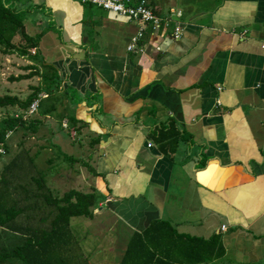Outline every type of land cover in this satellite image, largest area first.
<instances>
[{
	"label": "crops",
	"instance_id": "obj_1",
	"mask_svg": "<svg viewBox=\"0 0 264 264\" xmlns=\"http://www.w3.org/2000/svg\"><path fill=\"white\" fill-rule=\"evenodd\" d=\"M171 1L147 0L160 15ZM181 1L178 40L174 23L153 32L81 0H33L38 16L25 21L39 59L17 83L45 97L37 132L9 133L8 147L24 137L34 154L55 149L70 167L50 180L94 193L81 218L104 245L82 255L88 264H120L155 221L194 239H181V264H264V0Z\"/></svg>",
	"mask_w": 264,
	"mask_h": 264
},
{
	"label": "trees",
	"instance_id": "obj_2",
	"mask_svg": "<svg viewBox=\"0 0 264 264\" xmlns=\"http://www.w3.org/2000/svg\"><path fill=\"white\" fill-rule=\"evenodd\" d=\"M18 1L0 0V47L4 55L16 54L34 62L39 59L36 50L40 35L32 36L26 32L24 24L28 10L17 9L15 4ZM20 30L21 42L17 44L15 41ZM31 50H35L33 55ZM27 69L31 70L27 75L10 79L20 81L35 76V67L30 65ZM42 78L54 85L57 82L56 78L50 79L43 74ZM39 91V87H32V92L23 100L15 95H0V107L16 106L15 112H25L38 98ZM33 117L30 115L24 119L22 115L15 114L0 122L1 156L8 153L9 133L19 129L26 134L37 132V121ZM16 160L14 157L0 171V264H88L75 243L70 222L73 218L93 216L96 203L94 193L72 189L61 196H55L48 188L45 177H40V174L38 177L30 176L31 186L25 188L18 183V176L14 172ZM33 184L36 189L32 187ZM42 208L47 209V214L51 216L45 228L18 220L24 215L29 221L32 215L26 212L36 214ZM46 220L47 217H38L41 223ZM181 239L194 240L182 236L165 221H155L144 232L133 234L120 264H181L180 258L175 256L181 252Z\"/></svg>",
	"mask_w": 264,
	"mask_h": 264
},
{
	"label": "rangeland",
	"instance_id": "obj_3",
	"mask_svg": "<svg viewBox=\"0 0 264 264\" xmlns=\"http://www.w3.org/2000/svg\"><path fill=\"white\" fill-rule=\"evenodd\" d=\"M185 1H188V0H184V2ZM204 1L213 2L216 0H204ZM181 3H182L181 0H173L169 3L168 7L171 6V7H174V9H178V8H181ZM15 5L17 6V9L21 8L23 10H28V13L26 14L27 16H25L26 19L31 18V17L35 18V15L38 16V13H36L37 11L35 10L34 4H33V0H19L18 4H15ZM166 6L167 5H163L162 8H164L165 10V8H167ZM185 12H189V10L185 9ZM43 13H46V10H44ZM40 15L43 17L42 14ZM43 23L47 26L48 19L44 17ZM27 27H29V25H27ZM20 42H21V30L18 31L17 39L15 43L18 44ZM2 51H3L2 47H0V55H4ZM17 57H18V60H3V61L0 58V79H1L0 82L4 83V86L0 84V95H7V94L12 93L16 95L23 94L25 97H27L32 92L31 86L30 88L29 86H26L25 83H17V81H13L10 79L11 77L12 79H14L16 76L17 77L20 76L19 74L24 75L26 72H24V70L21 67H23V65L25 66L29 64L28 62H26L27 61L26 57H23V56H17ZM9 111L13 112L15 110L14 109L6 110L5 107H0V122L4 120L5 117L15 116V114L24 115V112L22 111L14 112L15 114L8 115ZM25 139L26 138L22 137V141L20 143L17 142L20 139H15L17 143L16 144L14 142L10 143L11 145L10 147H8V153L4 156L0 155V171H2L3 167L7 163L11 162V160H13V158L15 157L17 160L15 161L16 167L14 169V172L18 176L17 178L18 183L23 185L25 188L26 186L28 188H30L31 186L29 177L30 176L36 177L38 174H40V177L42 175L45 177L46 182L48 181L47 185L53 188L54 195L58 194L57 196H61L62 192L64 193L66 188H74L77 190L82 186L79 183H77L78 180L74 178L72 180L62 182L59 184L53 183V180H50V177L52 176L51 174L52 173L57 174L62 169H64L65 166L70 167L69 163L64 164V163L58 162V160L61 158H59L56 161L55 159L58 157V152L55 151V149H53V151L43 150V151H39L38 154H34L33 149L28 148L27 141ZM30 141H33V140L31 139ZM76 150L77 149L74 150L73 152L74 154L68 150L64 152L65 154H72L73 156L75 155V157L76 156L78 157V155L75 153ZM51 157H55L53 158V161H54L52 164L53 167L48 168V165L45 161ZM72 168L76 171L83 172L84 175H88L87 168L83 166H80V168L77 169L78 167L76 166V164H74L72 165ZM0 176H1V172H0ZM8 177L9 175L8 173H6V178ZM32 187L36 189L34 184L32 185ZM26 214L32 215V219L27 221L23 215L19 217L18 220L22 223L28 222L31 226H35V227H42V226L45 227L46 224L49 223V220L51 218V216L47 214V209L45 208H42V211L38 210L35 217L33 216L34 212L27 211ZM40 216L47 217V220L43 223L37 222V219ZM84 221H86V219L79 217V218L71 219V222H70L71 228H72L71 231H72L73 237L75 238V243L80 249L81 255H85L86 252L89 253L90 252L89 250H91L92 248L99 250L104 245L103 243H101L100 236H98L95 232L91 231L90 229L86 228L83 225ZM97 245H100V247H98Z\"/></svg>",
	"mask_w": 264,
	"mask_h": 264
},
{
	"label": "built area",
	"instance_id": "obj_4",
	"mask_svg": "<svg viewBox=\"0 0 264 264\" xmlns=\"http://www.w3.org/2000/svg\"><path fill=\"white\" fill-rule=\"evenodd\" d=\"M81 2L94 5L106 12L126 17L144 25H149L153 32L161 30L167 31L171 27V24L174 23L172 24L174 27L171 38L178 40L182 36L183 28L180 22L182 13L175 9H171L167 14L160 15L149 6L147 0H81ZM142 34L143 28L138 29L137 33L132 37L131 44L128 46L129 51L134 49L138 38H140ZM31 52H33V50H31L30 53ZM44 97V94L38 95V98L29 105L24 115H22L24 119L37 112L39 101ZM64 126L66 125L64 124ZM1 152H3L2 149H0V153ZM222 229L224 230L225 227L222 226Z\"/></svg>",
	"mask_w": 264,
	"mask_h": 264
}]
</instances>
